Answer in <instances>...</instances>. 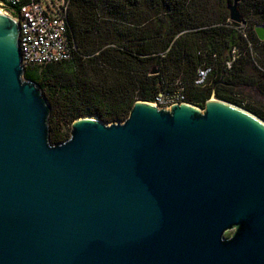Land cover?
<instances>
[{
  "label": "water",
  "instance_id": "1",
  "mask_svg": "<svg viewBox=\"0 0 264 264\" xmlns=\"http://www.w3.org/2000/svg\"><path fill=\"white\" fill-rule=\"evenodd\" d=\"M228 10L245 23L238 0ZM19 38L0 12V264H264V119L216 98L138 100L53 143Z\"/></svg>",
  "mask_w": 264,
  "mask_h": 264
},
{
  "label": "trees",
  "instance_id": "2",
  "mask_svg": "<svg viewBox=\"0 0 264 264\" xmlns=\"http://www.w3.org/2000/svg\"><path fill=\"white\" fill-rule=\"evenodd\" d=\"M233 1L71 0L73 58L24 70L52 107V142L69 137L62 122L72 126L86 116L123 122L136 101L154 102L179 86L187 103L201 107L212 95L242 106L235 96L242 86L264 92V51L255 57L251 48L264 50V41L230 20ZM238 2L246 19L264 24V0ZM207 69L205 82L197 84L199 71ZM244 107L264 119L262 111Z\"/></svg>",
  "mask_w": 264,
  "mask_h": 264
},
{
  "label": "built area",
  "instance_id": "3",
  "mask_svg": "<svg viewBox=\"0 0 264 264\" xmlns=\"http://www.w3.org/2000/svg\"><path fill=\"white\" fill-rule=\"evenodd\" d=\"M71 0H0L5 10L20 26L22 62L27 66H45L71 60L75 46L68 35ZM200 70L197 84L205 82L208 72ZM184 87L161 92L153 102L160 108L187 103Z\"/></svg>",
  "mask_w": 264,
  "mask_h": 264
},
{
  "label": "rangeland",
  "instance_id": "4",
  "mask_svg": "<svg viewBox=\"0 0 264 264\" xmlns=\"http://www.w3.org/2000/svg\"><path fill=\"white\" fill-rule=\"evenodd\" d=\"M239 9H240L241 13L244 15V12L240 6H239ZM244 18L246 20L245 23L241 24L239 26V28L242 29V31H244V30L245 31H251V30L254 31L255 27L257 25H259V24H256L253 20L246 19V16ZM251 48H252V51H253V54L255 57L261 56V54L264 51L263 46H261V44L260 45L258 44L257 46L253 45V46H251ZM235 92H236V95H235L236 98L242 100V102H243L242 106L238 105L239 107L246 109L244 106H251V107H254L257 110L262 111L264 113V92H261L255 86H242V87L237 88V90ZM211 98L219 99L215 95H212ZM235 105H237V104H235ZM196 107L200 108L201 110H203L205 108V107H201V106H196ZM61 125H62L63 133L64 134L68 133L69 137H70L71 127H72L71 124H69L68 122H62ZM233 232H234V230H229L226 232L225 235L230 236Z\"/></svg>",
  "mask_w": 264,
  "mask_h": 264
},
{
  "label": "bare ground",
  "instance_id": "5",
  "mask_svg": "<svg viewBox=\"0 0 264 264\" xmlns=\"http://www.w3.org/2000/svg\"><path fill=\"white\" fill-rule=\"evenodd\" d=\"M0 12L2 13V14H4L5 16H8V17H10V18H12L5 10H3L1 7H0ZM13 19V18H12Z\"/></svg>",
  "mask_w": 264,
  "mask_h": 264
},
{
  "label": "flooded vegetation",
  "instance_id": "6",
  "mask_svg": "<svg viewBox=\"0 0 264 264\" xmlns=\"http://www.w3.org/2000/svg\"><path fill=\"white\" fill-rule=\"evenodd\" d=\"M231 235H232V234H231ZM231 235H230V236H231ZM230 236H226V237H230Z\"/></svg>",
  "mask_w": 264,
  "mask_h": 264
}]
</instances>
